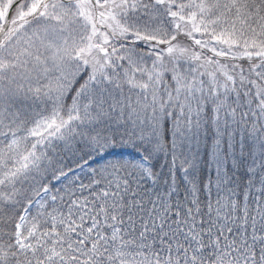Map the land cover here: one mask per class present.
I'll use <instances>...</instances> for the list:
<instances>
[{
  "label": "snow or ice",
  "instance_id": "6c2138e0",
  "mask_svg": "<svg viewBox=\"0 0 264 264\" xmlns=\"http://www.w3.org/2000/svg\"><path fill=\"white\" fill-rule=\"evenodd\" d=\"M0 264H264V0H0Z\"/></svg>",
  "mask_w": 264,
  "mask_h": 264
}]
</instances>
